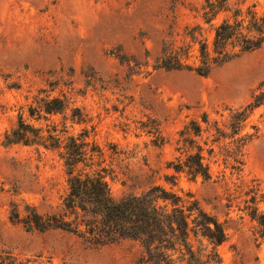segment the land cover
<instances>
[{
    "label": "rangeland",
    "instance_id": "rangeland-1",
    "mask_svg": "<svg viewBox=\"0 0 264 264\" xmlns=\"http://www.w3.org/2000/svg\"><path fill=\"white\" fill-rule=\"evenodd\" d=\"M204 4L0 0V250L20 258L41 255L55 264H142L137 242L95 247L72 233L26 230L21 219L27 210L56 211L68 185L60 151L4 145V135L23 115L27 124L66 126L69 135L88 136L99 146L115 200L153 186L190 192L225 224L228 240L219 248L224 264H264L261 229L244 212L254 188L264 194V103L248 120L246 133L258 135L245 149L241 171L219 159L205 181L170 167L179 155L180 132L192 121L201 122L204 114L220 120L226 109L245 108L264 93V46L207 77L155 69L171 34L200 26L201 39L211 45L215 29L234 10L264 14V0H229L231 12L206 23ZM47 96L67 98L69 109L47 122L31 118L29 108ZM171 177L176 185L167 181ZM259 210L264 213V199Z\"/></svg>",
    "mask_w": 264,
    "mask_h": 264
},
{
    "label": "trees",
    "instance_id": "trees-1",
    "mask_svg": "<svg viewBox=\"0 0 264 264\" xmlns=\"http://www.w3.org/2000/svg\"><path fill=\"white\" fill-rule=\"evenodd\" d=\"M227 11L231 12L229 0H205L202 17L210 23ZM201 38L200 26H188L182 34H171V39L163 43L155 69L209 76L215 69L264 46V14L252 8L236 9L217 26L211 45ZM263 103L264 93L245 108L226 109L228 114H220V120L204 114L201 122L192 121L180 132L179 155L170 167L176 174L205 181L212 179V164L219 159L234 171H241L245 149L258 135L257 130L246 133L248 120ZM69 106L67 98L47 96L36 100V106L29 108V116L47 122L48 116L62 114ZM77 113L82 123L83 114ZM88 139L69 135L66 126H32L23 115L18 126L4 135L5 146L22 144L60 151L66 170L68 192L62 204L47 214L29 208L21 219L27 231L72 233L95 247L137 242L142 248V264H224L219 248L228 240L225 224L207 213L192 193L153 186L141 195L115 200L107 170L102 167L103 151ZM167 181L176 185L174 177ZM251 192L253 197L244 212L257 222L264 237V213L259 210L264 194L258 188ZM15 215L20 219L17 210ZM0 264L55 263L41 255L20 258L0 250Z\"/></svg>",
    "mask_w": 264,
    "mask_h": 264
}]
</instances>
